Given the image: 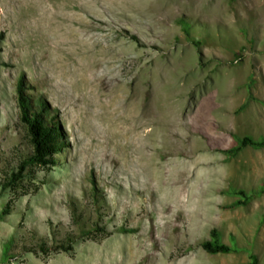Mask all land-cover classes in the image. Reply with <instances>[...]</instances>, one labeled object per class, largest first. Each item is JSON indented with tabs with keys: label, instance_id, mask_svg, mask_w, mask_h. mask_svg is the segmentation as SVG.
<instances>
[{
	"label": "rangeland",
	"instance_id": "rangeland-1",
	"mask_svg": "<svg viewBox=\"0 0 264 264\" xmlns=\"http://www.w3.org/2000/svg\"><path fill=\"white\" fill-rule=\"evenodd\" d=\"M22 79L63 145L6 187L31 153ZM162 113L174 136L138 140ZM245 136L264 137V0H0V264H264V148L230 152ZM213 229L230 253L203 250Z\"/></svg>",
	"mask_w": 264,
	"mask_h": 264
},
{
	"label": "trees",
	"instance_id": "trees-1",
	"mask_svg": "<svg viewBox=\"0 0 264 264\" xmlns=\"http://www.w3.org/2000/svg\"><path fill=\"white\" fill-rule=\"evenodd\" d=\"M136 40V38H133ZM137 41V40H136ZM196 47H199L197 42H194ZM25 84L23 79L18 82V104L20 108L19 121L25 131L26 140L30 146L31 153L26 159L20 162L17 171L7 174L4 180L6 187H16L21 178H24L29 173L32 167H45L49 164L56 165L55 157L62 150L63 145V131L60 126L59 120L53 116L49 110L48 105L38 98L31 100L30 96L25 93ZM263 149L264 137L258 139L252 136H245L239 140L238 146L233 148L230 152L237 154L245 148ZM28 172L24 174L25 172ZM244 199H248L246 194L241 192ZM74 241L66 239L62 244L65 251L72 248ZM201 247L209 254H228L232 248L223 243L221 240L220 232L213 229L210 233V238L202 242ZM40 250L48 251L45 246H40ZM9 246L4 247V262L11 263V256L8 255Z\"/></svg>",
	"mask_w": 264,
	"mask_h": 264
},
{
	"label": "bare ground",
	"instance_id": "bare-ground-1",
	"mask_svg": "<svg viewBox=\"0 0 264 264\" xmlns=\"http://www.w3.org/2000/svg\"><path fill=\"white\" fill-rule=\"evenodd\" d=\"M42 4H43V3H42ZM55 13H56V11H55ZM35 22H36V21H35ZM43 22H44V20H43ZM48 22H49V21H48ZM37 23H38V22H37ZM45 24H46V23H45ZM35 26H36V25H35ZM67 27H68V26H67ZM59 28H60V27H59ZM88 30H90V29H88ZM45 31H46V30H45ZM46 36H47V35H46ZM44 61H45V62L47 61L48 63H51V62L55 63V62H56V60H55V62H54V60H37L36 63H38L39 66L42 67V65L44 64ZM67 61H69V60H67ZM47 62H46V64H47ZM60 62H61V61H60ZM74 62H75V61H74ZM74 62H73V63H74ZM70 63H71V62H70ZM73 63H72V64H73ZM51 64H52V63H51ZM67 64H68V63H67ZM67 64H66V65H67ZM74 64H75V63H74ZM49 65H50V64H49ZM52 65H53V64H52ZM52 65H50V66H52ZM59 65L62 66L61 64H59ZM64 65H65V64H64ZM68 66H69V65H68ZM44 67H46V66H44ZM71 67H72V66H71ZM52 68H53V67H52ZM54 68H55V67H54ZM54 68H53V69H54ZM56 68H57V67H56ZM60 68H61V67H60ZM68 68H70V67H68ZM73 68H74V65H73ZM78 68H79V65H78ZM50 69H51V68H50ZM50 69H49V71H50ZM57 69H58V68H57ZM63 69H64V68H63ZM71 69H72V68H71ZM86 69H87V68H86ZM60 71H61V70H60ZM68 71H69V70H68ZM68 71H67V72H68ZM76 71H77V70H76ZM81 71H82V69H81ZM84 71H85V70H84ZM84 71H83V74H84ZM50 72L52 73V71H50ZM57 72H58V71H57ZM61 72H62V71H61ZM64 72H65V71H64ZM70 72H71V71H70ZM47 73H48V72H47ZM72 73H74V72H72ZM68 74H70V73H68ZM78 75H79V74H78ZM53 76H54V74H53ZM71 76H72V75H71ZM59 77L61 78V76H59ZM75 77H76V76H75ZM82 77H83V76H82ZM62 79L65 80V76H63ZM86 80H87V79H86ZM103 80H104V79H103ZM80 81H81V80H80ZM111 81H112V80H111ZM53 82H54V81H53ZM57 82H58V81H57ZM68 82H69V81H68ZM71 82H72V81H71ZM86 82H87V81H86ZM59 83H60V79H59ZM72 83H73V82H72ZM107 83H108V82H107ZM66 85H67V84H66ZM107 86H108V85H107ZM90 87H91V86H90ZM91 88H92V87H91ZM100 90H101V89H100ZM98 95H99V94H98ZM116 95H117V94H115V97H116ZM126 96H127V95H126ZM93 97H95V96H93ZM102 97H103V95H102ZM123 97H124V95H123ZM123 97H121V98H123ZM84 98H85V97H84ZM88 98H89V97H88ZM127 98H128V96H127ZM127 98H126V99H127ZM131 98H132V97H131ZM166 98H167V97H166ZM91 99H94V100H95V99H97V98H96V97H95V98H92V97H91ZM104 99H105V97H104ZM126 99H123V100L125 101ZM110 100L112 101V99H110ZM130 100H131V99H130ZM165 100H167V99H165ZM97 101H98V99H97ZM105 101H106V100H105ZM111 101H110V102H111ZM118 101H120V100H118ZM133 101H134V100H133ZM84 102H85V101H84ZM99 102H101V101H99ZM110 102H107V104L110 103ZM114 102H115V101H114ZM120 102H121V101H120ZM120 102H119V105H120ZM125 102H126V101H125ZM166 102H167V101H166ZM111 103H112V102H111ZM115 103H116V102H115ZM96 104H97V103H96ZM100 104H101V103H99V105H100ZM104 104H105V103H104ZM116 104H117V103H116ZM122 104H123V102H122ZM128 104H129V103H128ZM128 104H127V106H128ZM86 105H87V104H86ZM101 105H103V104H101ZM131 105H133V104H131ZM165 105H166V104H165ZM89 106H90V105H89ZM91 106H92V105H91ZM110 106H112V105H110ZM124 106H125V105H124ZM101 107H102V106H101ZM101 107H100V108H101ZM115 107H116V106H115ZM119 107H120V106H119ZM139 107H140V106H139ZM146 107H147V106H146ZM88 108H89V107H88ZM96 108H97V107H96ZM103 108H104V107H103ZM121 108H122V107H121ZM124 108H126V106H125ZM140 108H141V107H140ZM109 109H110V107H109ZM115 109H116V108H115ZM161 109H162V108H161ZM87 110H88V109H87ZM92 110H93V109H92ZM101 110H102V108L100 109V111H101ZM118 110H119V109H118ZM125 110H126V109H125ZM125 110H124V111H125ZM132 110H133V109H132ZM142 110H143V109H142ZM157 110H158V109H157ZM157 110H156L157 114L161 113V112L158 113ZM169 110H171V109H169ZM116 111H117V110H116ZM116 111H115V112H116ZM124 111H123L122 113H124ZM140 111H141V110H140ZM150 111H151V109H150ZM153 111H154V113H156L155 110H153ZM159 111H160V110H159ZM167 111H168V110H167ZM167 111H166V112H167ZM102 112L105 113L103 110H102ZM111 112H112V111H111ZM122 113H121V114H122ZM151 113H152V112H151ZM154 113H152L153 116H154ZM167 113H168V112H167ZM99 114H100V113H99ZM99 114H98V115H99ZM106 114H107V113H105V116H106ZM116 114H117V113H116ZM131 114H132V113H131ZM139 114H140V113H139ZM147 114H148V113H147ZM98 115H97V116H98ZM149 115H150V116H149ZM162 115H165V113H164V114L162 113L161 116H162ZM92 116H93V115H92ZM114 116H115V115H114ZM118 116H119V115H118ZM123 116H125V115L123 114ZM123 116H122V117H123ZM127 116H128V115H127ZM148 116H149V117H146V116L144 117L145 119H147L146 122H144V123L142 122V123H141V125L145 127V130H146V128L152 123V122L149 120V118L152 117L151 114H148ZM172 116H174V115H172ZM100 117H101V116H100ZM106 117H107V116H106ZM112 117H113V116H112ZM129 117H130V116H129ZM137 117H139V115H138ZM162 117H163V116H162ZM103 118H104V117H103ZM153 118H154V117H153ZM158 118H159V117H158ZM163 118H164V117H163ZM165 118H166V117H165ZM165 118H164V119H165ZM173 118L176 120L175 117H173ZM100 119H101V118H100ZM113 119H114V117H113ZM130 119H131V118H130ZM138 119H139V118H138ZM164 119H163V120H164ZM166 119H167V118H166ZM166 119H165V120H166ZM174 119H168V120L164 121V123H163V128H164L163 131H159V130H160V127H159V130H158L157 128H152L151 130L149 129L148 131H142V132L146 133L145 135H143L142 132H138V133H137V139H138V140L141 139V141H142V139H143L145 142H146L147 140L152 139V141L157 142V140H159L160 138H166V139H167V138H171L172 133H173L172 130H173V128L175 127V125H177V124H176V121H175ZM126 120H128V119H126ZM158 120H160V119H158ZM156 121H157V120H156ZM125 122H126V121H125ZM116 123H117V122H116ZM156 123H157V122H156ZM156 123H155V124H156ZM158 123H159V121H158ZM126 124H127V123H126ZM117 125H118V124H117ZM156 125H157V124H156ZM119 126H120V125H119ZM116 127H117V126H116ZM155 127H156V126H155ZM135 129H136V128H135ZM115 130H116V128H115ZM106 131H107V130H106ZM159 132H163L164 134H163L162 136H160L161 134H159ZM114 133H116V132L114 131ZM108 134H109V133H108ZM115 135H116V134H115ZM132 136H133V134H132ZM173 136H174V135H173ZM173 136H172V137H173ZM119 137H120V136H119ZM166 139H165V140H166ZM152 141H151V142H152ZM163 141H164V140H163ZM183 141H184V140H183ZM148 142H149V141H148ZM151 142H150V143H151ZM166 142H167V141H166ZM135 143H136V142H135ZM138 143H139V142H138ZM152 144H153V143H152ZM144 146H146V143L144 144ZM149 146H152V145H149ZM139 147H140V146H139ZM147 147H148V144H147ZM141 148H142V147H141ZM122 149H123V148H122ZM148 149H149V148H148ZM139 150H140V149H139ZM150 150H151V149H150ZM201 150H202V149H201ZM145 151H147V150H145ZM145 151H144V152H145ZM133 152H134V151H133ZM178 154H179V153H178ZM116 155H117V154H116ZM123 155H124V153H123ZM120 158H121V156H120ZM120 158H119V160H120ZM122 158H123V157H122ZM128 160H129V159H128ZM135 162H136V160H135V159H132V160H131V163H132V164H130V163H129V164H130V165H135V164H136ZM126 164H127V163H126ZM155 164H156V163H155ZM157 164H158V163H157ZM112 165H113V164H112ZM130 165H129V166H130ZM199 165H200V164H199ZM125 166H126V165H125ZM151 166H152V165H151ZM151 166H150V167H151ZM154 166H155V165H154ZM148 167H149V166H148ZM159 167H160V166H159ZM127 168H128V166H127ZM154 168H155V167H154ZM119 169H120V168H119ZM148 169H149V168H148ZM151 169H152V167H151ZM144 170H145V169H144ZM154 170H155V169H154ZM125 171H126V170H125ZM130 171H131V170H130ZM153 175H154V174H153ZM159 175H160V174H159ZM160 176H161V175H160ZM172 178H173V177H172ZM174 178H175V177H174ZM174 178H173V179H174ZM156 179L159 180L158 177H156ZM172 181H173V180H172ZM182 181H183V180H182ZM157 182H158V181H157ZM170 182H171V181H170ZM160 183H161V182H160ZM168 184H169V183H168ZM171 185H172V184H171ZM169 186H170V185H169ZM159 188H160V187H159ZM179 189H180V188H179ZM173 191H174V190H173ZM178 191H179V190H178ZM170 195H171V194H170ZM150 204H151V203H150ZM148 210H149V209H148ZM146 214H147V213H146ZM149 216H150V215H149ZM150 228H151V227H150ZM144 229H145V228H144ZM143 236H144V235H143Z\"/></svg>",
	"mask_w": 264,
	"mask_h": 264
}]
</instances>
